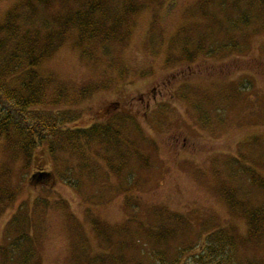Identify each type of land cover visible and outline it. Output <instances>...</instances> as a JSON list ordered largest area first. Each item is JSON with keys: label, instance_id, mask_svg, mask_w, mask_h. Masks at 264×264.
Returning <instances> with one entry per match:
<instances>
[{"label": "rangeland", "instance_id": "obj_1", "mask_svg": "<svg viewBox=\"0 0 264 264\" xmlns=\"http://www.w3.org/2000/svg\"><path fill=\"white\" fill-rule=\"evenodd\" d=\"M40 1L0 0V26L17 18L20 28L44 29L38 72L45 104L33 109L68 116L72 129L97 127L114 112L109 125L130 113L143 143L113 133L114 149L78 137L73 150L57 142L51 152L49 140L28 162L16 142L0 137V251L18 234L12 230L8 238L9 222L21 217L30 219L32 264H83L103 252L107 260L99 264H149L145 252L166 248L173 254L222 229L236 239L243 259L264 264V6L248 9L252 25L233 31L232 49L209 58L206 45L190 62L177 53L184 36L205 34L214 27V13L220 17L206 0ZM94 2L92 29L114 26L129 2L135 15L111 36L108 54L95 49L85 56L80 36L69 31L80 25L57 37L62 28L55 21L88 11ZM45 29L56 36L49 49ZM185 82L207 102L203 125L181 99ZM147 158L149 164L142 161ZM83 161L88 173L79 172ZM39 170L52 173L46 185L31 180ZM89 173L94 181L87 178L78 188L77 180ZM159 221L176 230L174 238L153 233Z\"/></svg>", "mask_w": 264, "mask_h": 264}, {"label": "trees", "instance_id": "obj_2", "mask_svg": "<svg viewBox=\"0 0 264 264\" xmlns=\"http://www.w3.org/2000/svg\"><path fill=\"white\" fill-rule=\"evenodd\" d=\"M40 2L44 3L45 1ZM206 2L209 11L216 9L220 13V17L217 18L214 13V27L212 30L206 31L205 34L204 32L200 35L190 33V36L188 34L184 36L183 40L185 42L180 48V52H177L181 55L180 59L184 58V60L187 59L190 62L194 61L200 56V52L206 45L207 50L204 51V55L209 58L217 56L218 52L228 50L232 47V42L235 38L233 31L243 25H252V19L250 16H246L248 9L254 6H264V0H206ZM133 5L132 2L124 4L123 11L119 15V21L114 26L111 25L106 28L92 29L96 22H92L93 20L88 17L98 8L95 2L91 4L88 11H77L74 14L75 17L63 14L55 21L62 28V30L58 31L57 37H63L66 29L77 23L80 25L78 30L72 27L69 28V31L71 33L76 31V35L80 36V48L86 49L84 55H91L95 49L100 54H108L107 48L111 45V36L119 32L122 22L123 25L126 24L135 15ZM231 10L235 13L234 17L223 16ZM19 23L20 21H17L16 18L10 25L0 26V137L16 142V147L28 156V162L31 160L33 152L49 142V140L52 143L51 152H54L57 142H65L66 146H72L69 148L73 150V146L76 143L75 140L78 137H85L89 144L99 145L103 150L107 144L114 149L119 144L118 140L111 136L113 133L115 137L122 135L125 141L130 144L143 143L140 139L143 136L142 129L138 125L136 117L130 113L122 112V114H125L123 121L117 118L118 122L109 125L106 124L107 120L114 112L103 121L105 123L97 127H75L72 129L69 128L71 119L68 116L60 113L57 115L50 113L41 116L34 110L33 107L40 109L38 105L45 104L43 102L45 97L42 92L44 80L39 77L38 72V67L41 66L46 53V51L42 50L38 37L43 36L44 29L42 32L35 28L23 29L18 26ZM45 30V38L48 42V44L45 43V49H49V43L55 42L56 36H54V32L48 29ZM197 35L198 42L195 44ZM124 41L125 39L122 36L118 43ZM171 58L179 60L175 55H172ZM182 85L185 86L181 89V99L188 101L194 114L198 117V122L203 125L202 122L208 121L206 115L209 113V107L205 104L207 102L192 93V89L195 88L190 83L185 82ZM60 95L58 100L64 97L62 92H60ZM116 112L120 113L121 110ZM72 123H76V121H72ZM52 138L58 139L53 141ZM154 145L153 143V148ZM128 153L127 149L123 150L124 155ZM77 157L80 158L79 156ZM147 160L142 159L145 164H149V158ZM87 165L83 161L79 172L88 173L90 166ZM248 174L252 177V173ZM231 175H238V173L231 171ZM32 177L33 179L31 180L33 182L40 181L42 182L41 184L46 185L47 180L52 177V173L39 170ZM90 177L91 173H89V176L84 175L81 180L78 179L77 182L80 185L77 187L80 188L83 183L85 186L87 178H89V182L94 181ZM93 177L97 178L96 174L93 173ZM259 184L264 188L263 183ZM254 217L257 218V214ZM252 220H254V223L257 222L256 219ZM29 223L30 219H21V217L9 222V229L6 231L8 238L12 234V230L17 231L18 234L12 236L8 240L9 244L7 243V247L0 251L5 264H15L17 259L19 261L18 264L33 263L35 258L34 241L26 232ZM152 226L155 231L153 233L160 235L161 238L164 237V240H168L170 237L174 238L176 234V230L171 231L170 227L165 226L161 222L159 224L156 222ZM230 237L229 230H212L204 242L201 237L200 239L198 238L197 242L199 241V245L196 246L195 244V247L180 246L173 254H169L166 248L160 251L154 250L153 253L149 254L144 251L146 253L144 255H147L150 259L149 264H255L250 262V258L246 257L243 259L240 256L236 239ZM106 260V254L103 252L98 255L93 254L83 264H99ZM139 264L145 263L140 262Z\"/></svg>", "mask_w": 264, "mask_h": 264}]
</instances>
